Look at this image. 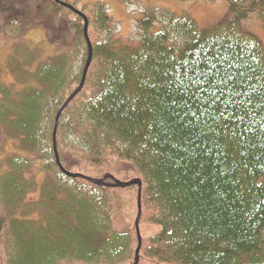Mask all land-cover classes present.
Masks as SVG:
<instances>
[{
	"label": "trees",
	"instance_id": "obj_1",
	"mask_svg": "<svg viewBox=\"0 0 264 264\" xmlns=\"http://www.w3.org/2000/svg\"><path fill=\"white\" fill-rule=\"evenodd\" d=\"M225 2L208 30L166 14L148 34L145 17L138 46L113 45L99 2L38 0L4 24L0 264H264V49L241 28L264 26V0ZM114 159L140 179L114 183ZM82 160L107 174L71 173Z\"/></svg>",
	"mask_w": 264,
	"mask_h": 264
},
{
	"label": "rangeland",
	"instance_id": "obj_2",
	"mask_svg": "<svg viewBox=\"0 0 264 264\" xmlns=\"http://www.w3.org/2000/svg\"><path fill=\"white\" fill-rule=\"evenodd\" d=\"M27 1V2H26ZM0 0V82L8 85L13 84L12 77L9 71L3 69L5 59L10 55L14 41L7 37L11 35L9 31L4 28V24H10L12 21H21L22 12L25 15L33 14L37 7L38 0ZM80 3H96L103 4L106 8V13L109 16V34L113 41V45L119 44L127 46H138L142 37L141 22L145 17L152 15L153 23L148 30V34H153L159 31L165 25L163 15L173 14L182 15L187 14L192 20H195L201 30H208L213 28L216 23L222 20L228 13L225 0H128V3L122 4L115 0H79ZM79 3V4H80ZM80 8V5H78ZM18 10V14L17 13ZM16 11V12H15ZM19 15V16H17ZM241 28L252 34L259 40L262 49H264V26L257 17L249 16L246 20L241 22ZM59 33L56 32L55 35ZM28 37L33 41L39 43L43 48V41L45 37L43 31L37 28L30 29ZM51 34H49L50 36ZM54 35V36H55ZM60 39V38H59ZM28 44L29 41H27ZM34 45V44H33ZM19 139H7L1 149H10L18 152L21 150ZM70 146H73V139L70 137ZM109 167V174L114 180V183L124 185L131 180H139V174L133 169L128 162L111 160ZM70 172L85 176L89 179H103L107 174L106 171L98 172L94 167L92 168L86 161L71 162ZM129 165L131 168L127 167ZM126 196L123 197L122 202L126 204L122 211L124 222L130 221L136 215L134 204V193L132 190L126 191ZM173 264V263H169Z\"/></svg>",
	"mask_w": 264,
	"mask_h": 264
},
{
	"label": "water",
	"instance_id": "obj_3",
	"mask_svg": "<svg viewBox=\"0 0 264 264\" xmlns=\"http://www.w3.org/2000/svg\"><path fill=\"white\" fill-rule=\"evenodd\" d=\"M85 25H86V23H85ZM87 45L89 46V52H88V58L89 59H88V62L86 64V69L88 68L89 61L91 60V46H90L89 42L87 43ZM86 69L84 70V73L82 75L83 79H84V76L86 74ZM81 84H82V82H81ZM59 114H60V111L58 112V115ZM133 184H134V182L130 181V182H126L124 185H122V184H118V185H120L122 187H126L128 185H133ZM137 193H138V198H137L136 204H137V214H138L139 211H140V203H139L140 193H139V191ZM138 218H139V214H138V217H137L136 221L134 222V225H135V229H136V235H138V239H139V232H138V225H137Z\"/></svg>",
	"mask_w": 264,
	"mask_h": 264
}]
</instances>
